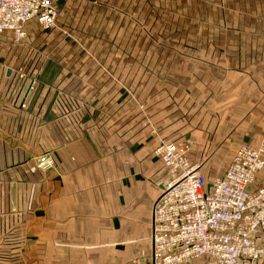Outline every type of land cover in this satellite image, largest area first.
<instances>
[{
	"label": "crops",
	"instance_id": "obj_1",
	"mask_svg": "<svg viewBox=\"0 0 264 264\" xmlns=\"http://www.w3.org/2000/svg\"><path fill=\"white\" fill-rule=\"evenodd\" d=\"M53 1L0 36V264H150L160 142L208 184L264 143V0Z\"/></svg>",
	"mask_w": 264,
	"mask_h": 264
},
{
	"label": "built area",
	"instance_id": "obj_2",
	"mask_svg": "<svg viewBox=\"0 0 264 264\" xmlns=\"http://www.w3.org/2000/svg\"><path fill=\"white\" fill-rule=\"evenodd\" d=\"M61 13L53 0H0V36L20 43L29 23L53 30ZM190 152L189 143L169 141L155 151L170 179L153 207L150 264H264V186L253 188L264 170V143L237 149L211 184ZM36 164L49 172L54 156Z\"/></svg>",
	"mask_w": 264,
	"mask_h": 264
},
{
	"label": "rangeland",
	"instance_id": "obj_3",
	"mask_svg": "<svg viewBox=\"0 0 264 264\" xmlns=\"http://www.w3.org/2000/svg\"><path fill=\"white\" fill-rule=\"evenodd\" d=\"M176 60V62L178 63V65H181V60L179 59V60H177V59H175ZM190 62H194V60H192V59H188ZM183 62H187V60L186 59H184V61ZM25 77V76H24ZM27 78V77H26ZM19 85H20V83H19Z\"/></svg>",
	"mask_w": 264,
	"mask_h": 264
}]
</instances>
